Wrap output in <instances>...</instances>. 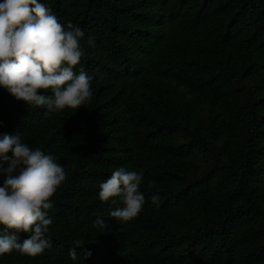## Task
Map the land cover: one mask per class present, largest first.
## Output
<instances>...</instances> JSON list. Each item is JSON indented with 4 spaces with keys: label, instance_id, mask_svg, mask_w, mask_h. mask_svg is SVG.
I'll use <instances>...</instances> for the list:
<instances>
[{
    "label": "trees",
    "instance_id": "trees-1",
    "mask_svg": "<svg viewBox=\"0 0 264 264\" xmlns=\"http://www.w3.org/2000/svg\"><path fill=\"white\" fill-rule=\"evenodd\" d=\"M40 2L84 31L92 98L46 114L0 88V139L21 133L66 172L51 248L0 264H264V0ZM120 167L143 172L127 222L98 196ZM76 240L90 257L70 258Z\"/></svg>",
    "mask_w": 264,
    "mask_h": 264
},
{
    "label": "clouds",
    "instance_id": "clouds-1",
    "mask_svg": "<svg viewBox=\"0 0 264 264\" xmlns=\"http://www.w3.org/2000/svg\"><path fill=\"white\" fill-rule=\"evenodd\" d=\"M84 35L70 21L65 27L40 0H0V88L17 101L45 108L46 114L79 109L92 98V77L82 69L74 71L84 55L80 45ZM49 91L52 95L41 94ZM0 175L4 177L0 226L7 232L0 235V255L14 250L29 256L43 253L52 246L47 233L53 221L47 211L66 180L64 167L53 156L23 143L21 133L5 134L0 139ZM142 178V171L120 167L100 184L102 202L119 197L124 204L110 212L111 217L127 222L143 210ZM151 199L158 205V195ZM96 224L104 227L103 220ZM21 232L28 234L22 242L17 235ZM84 246L83 240L74 241L69 250L73 261L78 258L77 249L84 258L91 256Z\"/></svg>",
    "mask_w": 264,
    "mask_h": 264
}]
</instances>
